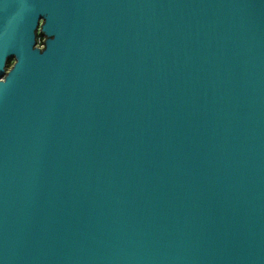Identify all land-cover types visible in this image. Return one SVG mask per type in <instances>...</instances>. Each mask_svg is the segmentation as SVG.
<instances>
[{"label":"water","instance_id":"1","mask_svg":"<svg viewBox=\"0 0 264 264\" xmlns=\"http://www.w3.org/2000/svg\"><path fill=\"white\" fill-rule=\"evenodd\" d=\"M0 264H264V0H0Z\"/></svg>","mask_w":264,"mask_h":264},{"label":"built area","instance_id":"2","mask_svg":"<svg viewBox=\"0 0 264 264\" xmlns=\"http://www.w3.org/2000/svg\"><path fill=\"white\" fill-rule=\"evenodd\" d=\"M37 45H39L40 47L43 46V37H41L40 35L37 36Z\"/></svg>","mask_w":264,"mask_h":264},{"label":"trees","instance_id":"3","mask_svg":"<svg viewBox=\"0 0 264 264\" xmlns=\"http://www.w3.org/2000/svg\"><path fill=\"white\" fill-rule=\"evenodd\" d=\"M13 61H10L8 64V67H10L12 65Z\"/></svg>","mask_w":264,"mask_h":264}]
</instances>
